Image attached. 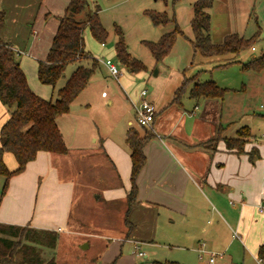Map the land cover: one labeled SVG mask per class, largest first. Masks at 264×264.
Listing matches in <instances>:
<instances>
[{
    "label": "crops",
    "instance_id": "obj_1",
    "mask_svg": "<svg viewBox=\"0 0 264 264\" xmlns=\"http://www.w3.org/2000/svg\"><path fill=\"white\" fill-rule=\"evenodd\" d=\"M70 1L0 0V10L6 13L0 38L20 53L31 89L46 100L55 95L54 89L39 81L38 66L48 55L59 18ZM99 13L101 17V8ZM85 50L96 58L86 40ZM113 54L116 56L115 50ZM235 57L208 60L217 63L214 69L227 70L230 64L240 66L241 61ZM249 57L257 58L254 54ZM94 77L72 103L70 112L58 118L68 153L39 152L24 172L11 178L5 195H0V223L75 236L80 250L94 251L80 264H207L208 255L199 251L202 243L208 251L223 253L217 264H259L264 245V210L260 211L264 203V114L255 113L246 99L233 102L229 98L231 94L248 96L250 84L242 83L240 91L237 86L224 84V88L236 91L222 100L196 101L190 91L186 100L176 99L184 82L172 98H163L162 89L153 94L148 91L147 99L156 108V118L149 129L153 136L145 146L147 162L137 179L139 203L130 213L133 226L129 230L126 212L132 159L127 139L130 129L141 135L145 129L134 127L133 102L127 115L114 111L118 95L113 91L109 94ZM166 80H172V76ZM121 85L125 91L129 89V84ZM135 97L139 101V95ZM4 107L0 101V132L9 118L8 111L3 114ZM245 126L252 137L245 152L238 154L227 148L224 139L233 138L234 131L236 137ZM220 127L222 138L214 141ZM254 147L260 157L252 162L249 153ZM72 155L80 159L94 157L91 168L98 166L103 173L92 182L82 178L84 167L75 168L81 178L66 176L65 162ZM3 158L11 171L17 169L11 153ZM76 199L97 200L113 209L120 206V213L115 215L117 225L112 223L114 215L92 229L73 225ZM136 246L146 255L137 256ZM150 254L152 260H145Z\"/></svg>",
    "mask_w": 264,
    "mask_h": 264
},
{
    "label": "trees",
    "instance_id": "obj_2",
    "mask_svg": "<svg viewBox=\"0 0 264 264\" xmlns=\"http://www.w3.org/2000/svg\"><path fill=\"white\" fill-rule=\"evenodd\" d=\"M163 1L168 5L169 0ZM179 0H173V6ZM214 0H197L194 7V17L191 20L193 38L191 40L195 53L204 58H219L238 55L241 51L252 46L255 38L246 39L238 34H231L221 43H214L210 32L212 26L209 12ZM100 7H91L89 0H71L62 17L54 36L48 55L39 62L38 79L43 85L54 89V96L50 100L37 95L30 87L26 74L22 70L20 53L10 43L0 38V101L7 108L9 118L0 132V175L5 178L2 196L5 195L13 176L25 171L30 162L36 160L39 152H49L66 155L68 147L58 125V118L69 113L72 103L88 86L96 70L100 67L99 60L93 58L85 50L84 33L90 30L93 38L106 44L109 36L100 17ZM155 26L174 25V29L165 33L157 41H143L149 49L156 63L162 62L173 50L178 36L182 31L175 17L165 12L146 11ZM6 13L0 10V30L5 26ZM117 40L115 52L118 62L132 74L146 70L145 64L133 57L125 41L120 27L116 28ZM90 61V66H79L66 77L69 66L74 63ZM246 72L257 74L264 72V55L241 63ZM65 83L57 87L61 80ZM187 82L176 93V99L184 92ZM234 89L222 88L215 81L205 83L195 82L190 90V97L200 99H224ZM239 91V90H238ZM143 135L134 128L129 130L127 143L132 159V187L127 196L126 224L131 230L130 213L138 205L137 179L147 158L145 146L152 138L151 131L145 127ZM223 129L220 127L214 141L222 138ZM252 133L245 126L237 131L236 137L225 138L229 150L238 154L245 152ZM11 153L18 164L17 169L11 171L4 161V154ZM250 160L255 162L260 157L259 150L254 147L249 153ZM58 240V233L49 230H38L28 225H10L0 223V264H57L55 255L46 257L40 249L46 246L54 248ZM260 258L264 259V245L260 250ZM157 264H179L164 262Z\"/></svg>",
    "mask_w": 264,
    "mask_h": 264
},
{
    "label": "rangeland",
    "instance_id": "obj_3",
    "mask_svg": "<svg viewBox=\"0 0 264 264\" xmlns=\"http://www.w3.org/2000/svg\"><path fill=\"white\" fill-rule=\"evenodd\" d=\"M172 1L169 0L168 5H166L163 1L158 0H89L92 8L98 5L102 9L101 21L108 30L109 36L106 40V48L103 49L101 42L95 40L88 29L85 33L87 47L99 60H102V57L105 59L111 58L122 72L121 78H119L120 82L109 75L104 65H101L94 75V80L103 83L104 89L109 94L113 91L118 95L114 111L121 114L126 113L127 115L129 103L131 106L132 101L137 102L138 97L136 98L135 95H139L142 89H147L151 94L162 89L163 98L166 99L172 98L174 92L181 87L182 83L187 82L180 97L186 100L192 87V82L205 83L207 81H215L222 88H224L223 85L226 83L233 87L237 86L235 88L239 91L242 89V83L250 84L248 96L231 94L229 98L233 102H236L237 99H246L250 107L252 106V110H255V113L263 115L264 75L260 76V74L254 72H246L242 69L241 64L240 68L239 63L227 65L229 66L227 70L214 69L213 67L217 63H211L210 60L204 58L200 53H195L191 42L193 38L191 30V20L194 17L193 5L197 0H179L174 6ZM149 10L156 12L166 11L169 16L176 18L180 30L183 32L182 35L178 36L170 55L160 63H156L143 41L159 40L165 32L173 30L174 25L167 27L155 26L146 14V11ZM209 12L212 20L210 35L214 43H221L226 36L231 34H238L246 39L254 38L257 35L251 47L241 51L238 55H229L230 57L236 56L235 60L237 62L240 60L242 63L250 59V54H254L256 57L264 55V0H214V5ZM117 27L121 28L131 55L142 61L146 66V70L132 74L118 62L113 54L117 40ZM252 47L255 48V52L252 51ZM90 65V61L74 63L68 67L65 75L69 78L77 67ZM169 75L172 76V80L167 82L166 79ZM62 81L63 79L59 84H62ZM124 83L126 85L129 84L127 91L121 85ZM5 111H7V108L4 107L3 114ZM132 114L131 119L134 127L142 130V127L137 123L134 110ZM251 114H253V111ZM231 136H235V131ZM93 158L80 159L76 155H72L70 160L67 163L65 162V165H67L64 169L65 175L81 178L78 176L76 169L77 167H84L82 178L92 182L93 179L103 173V170H99L98 166H95L94 169L91 168ZM4 183L5 178L0 175V195ZM112 207L110 204L105 205V203L97 200L76 199L71 223L82 226L83 229H92V227H97L105 217L115 216L120 213V206H117L116 209ZM112 219V223L117 225L116 216ZM77 241L75 236H66L58 233V240L53 246L54 248H51L52 246L50 245L41 248L40 251L46 257L55 255L58 264H80L90 259L94 251L84 252L80 250ZM159 253L163 252L159 251ZM152 258L150 254L149 258L145 260L150 261Z\"/></svg>",
    "mask_w": 264,
    "mask_h": 264
},
{
    "label": "built area",
    "instance_id": "obj_4",
    "mask_svg": "<svg viewBox=\"0 0 264 264\" xmlns=\"http://www.w3.org/2000/svg\"><path fill=\"white\" fill-rule=\"evenodd\" d=\"M102 46H106L105 43H101ZM254 49V48H253ZM101 63L107 68L108 73L111 77L115 78L116 80H119L120 76L122 75V72L120 71L118 65L111 59V58H103L100 60ZM148 95V90L147 89H142L139 93V101L133 102V106L136 111V120L137 123L141 127H145L147 129H152L153 124L155 122L156 118V108L153 103H151L147 99ZM264 210V203L260 206V211ZM201 254H207V264H217L218 258H222L223 253H217V252H212L208 251L205 248V243L201 244V248L199 250ZM135 253L137 256L143 257L146 254L142 252L139 247H135ZM259 264H263L262 259H259Z\"/></svg>",
    "mask_w": 264,
    "mask_h": 264
}]
</instances>
